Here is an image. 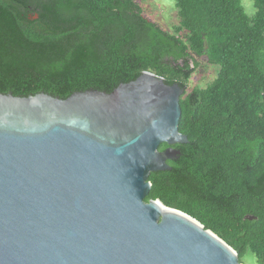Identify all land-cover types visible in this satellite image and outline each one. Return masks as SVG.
<instances>
[{"label": "trees", "instance_id": "trees-1", "mask_svg": "<svg viewBox=\"0 0 264 264\" xmlns=\"http://www.w3.org/2000/svg\"><path fill=\"white\" fill-rule=\"evenodd\" d=\"M173 1L179 21L165 30L137 0H0V93L110 92L143 71L177 83L189 142L172 146L180 154L170 170L149 174L145 201L190 215L264 264V0L252 19L240 0ZM198 59L216 76L188 90Z\"/></svg>", "mask_w": 264, "mask_h": 264}, {"label": "water", "instance_id": "water-1", "mask_svg": "<svg viewBox=\"0 0 264 264\" xmlns=\"http://www.w3.org/2000/svg\"><path fill=\"white\" fill-rule=\"evenodd\" d=\"M184 91L143 71L110 92L0 93V264H228L214 232L145 201L189 142Z\"/></svg>", "mask_w": 264, "mask_h": 264}, {"label": "rangeland", "instance_id": "rangeland-1", "mask_svg": "<svg viewBox=\"0 0 264 264\" xmlns=\"http://www.w3.org/2000/svg\"><path fill=\"white\" fill-rule=\"evenodd\" d=\"M143 9L144 14L152 21L158 23L163 29L168 30L171 26L177 25L179 18L173 0H137ZM242 5V0H240ZM200 66L193 73L189 88L205 87L216 76V67L209 65L205 60L198 59Z\"/></svg>", "mask_w": 264, "mask_h": 264}, {"label": "clouds", "instance_id": "clouds-1", "mask_svg": "<svg viewBox=\"0 0 264 264\" xmlns=\"http://www.w3.org/2000/svg\"><path fill=\"white\" fill-rule=\"evenodd\" d=\"M241 7L243 9L242 14L248 19L254 18L258 12L254 0H242ZM236 256L237 254L235 252L230 253L227 257L228 264H232V258H236ZM238 264H260V259L255 251L251 248H247L243 254L239 256Z\"/></svg>", "mask_w": 264, "mask_h": 264}]
</instances>
